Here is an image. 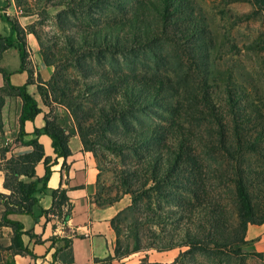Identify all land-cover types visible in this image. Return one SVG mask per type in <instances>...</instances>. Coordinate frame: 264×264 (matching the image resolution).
<instances>
[{"label":"trees","instance_id":"16d2710c","mask_svg":"<svg viewBox=\"0 0 264 264\" xmlns=\"http://www.w3.org/2000/svg\"><path fill=\"white\" fill-rule=\"evenodd\" d=\"M46 1L50 6H62L55 21L64 33L63 50L56 53L52 45H42L33 24L24 30L16 18L0 14V19L10 26L8 36L0 35V59L5 48L16 47L20 65L14 72L25 70V34L32 33L39 40L44 63L53 67L45 86L37 85L43 104L50 106L54 102L68 110L83 149L96 159L102 157L99 150L104 147L122 160L127 155V159L136 161L124 164L119 170L123 193L131 195V204L125 209L136 210L141 200L138 192L152 182L150 188L158 197L179 209L164 211L160 204L156 209L147 207V214H151L149 222L173 224L186 216L189 222L181 239L191 251L202 252L211 259L219 258L222 264L230 262V252L242 259L240 245L246 243L247 225L264 223V201L259 194L264 185V114L242 87L231 82V76L225 77L231 88L226 91L227 107L223 112L214 109L206 87L186 89L188 95L183 96L179 79L174 82L173 77L160 72L148 74L140 70L144 66L142 60H150L157 66L163 63L164 43L188 46L193 57L196 55L197 47L202 45L198 42L208 27L196 15L193 0ZM251 1L264 11V0ZM15 3L20 7L19 0ZM22 15L32 13L27 10ZM26 70L27 82L13 85L9 79L13 71L0 64L4 81L0 88V109L4 95L20 98L17 141L31 147L29 152L9 158H5L4 149L0 150L3 188L8 190V193L0 192L4 207L0 225L11 229L9 249L20 255L33 254L22 239L31 230H23V224L10 219V214L29 215L37 223L40 217L47 221L48 215L55 211L65 221L70 210L63 189L50 191L48 208L39 207L36 198L37 193L49 191L52 168L60 158L66 167L65 160L71 153L68 146L71 133L56 121L51 111L42 112L37 100L27 91L32 72ZM69 71L74 76H69ZM202 80L207 85V78ZM157 109L162 111L159 115L163 122L143 120L142 116L151 117ZM41 113L43 126L34 127L32 137L24 140L28 135L25 123L33 122ZM180 117L183 122L177 124L175 121ZM201 120L207 122V135L213 139L205 147L221 154L230 169L227 171L234 188L235 209L231 224L213 201L202 197V164L195 153L196 144L202 140L191 127V123L198 127ZM41 136L49 138L50 154H45ZM39 162L44 171L41 177L35 173ZM116 200L97 198L96 203L111 204ZM36 207L38 216L34 214ZM125 209L111 219L117 235L115 257L135 251H120L118 245L119 228L115 221ZM62 239L63 247H67L68 240ZM173 241V237L167 240L168 246H174Z\"/></svg>","mask_w":264,"mask_h":264},{"label":"rangeland","instance_id":"374dc122","mask_svg":"<svg viewBox=\"0 0 264 264\" xmlns=\"http://www.w3.org/2000/svg\"><path fill=\"white\" fill-rule=\"evenodd\" d=\"M19 2L22 14L27 10L32 13L34 20L31 24L42 45H52L56 53L63 50L64 33L55 21V15L62 6H50L46 0ZM193 3L196 15L203 18L208 27V32L198 42L202 45L197 47L196 55L193 57L188 46L164 43L161 50L164 55L163 63L157 66L150 60H142L144 66L140 70L148 74L153 71L160 72L173 77L174 82L179 79L183 96H187L190 89L206 87L214 109L223 112L227 107L224 101L226 91L230 90V84H226L225 77L231 76V82L242 87L249 100L264 114V11L258 10L251 0H193ZM68 74L74 76L71 71ZM205 78L207 85L202 80ZM157 110L151 117L142 116L143 120L149 122L154 119L163 122L159 115L162 111ZM165 115L169 116L167 113ZM178 119L175 121L177 124L183 122L182 117ZM201 121L198 127L193 123L191 127L202 140V143L196 144L195 152L201 158L202 164V197L208 202L213 201L231 224L235 220V209L234 188L228 179L229 167L221 154L208 151L205 147V144L209 147L213 139L207 135V122ZM99 151L102 157L96 159L93 156L99 171L96 197L100 200L116 198L123 210L131 204V195L123 193L119 170L124 164L130 165L136 161L127 159V155L122 160L104 147H100ZM143 179L141 177V180ZM152 185V182H148L138 192L141 200L136 210L125 209L115 221L119 228L120 251L135 250L122 257L114 256L115 264H222L219 258L211 259L202 252L191 251L184 243L181 236L186 223L189 222L186 216L175 220L173 224L149 222L151 214H147V207L156 209L160 204L164 211L179 209L176 204L160 199L150 188ZM259 194L264 201V185H261ZM3 209L0 202V223ZM53 215L61 219L58 211ZM1 227L0 225V264H63L68 259V249L62 250L59 244H54L57 239L53 240L54 251L51 254L47 255L43 246H38L37 253L32 252V255L15 254L9 249L12 234L8 229ZM170 236L176 243L174 246H168L167 240L172 238ZM116 239L115 233V245ZM34 243L41 245L43 242L36 237ZM240 249L242 259L230 252V262L227 264H264V243L258 239L246 240L245 244L240 245ZM225 257L223 255V261Z\"/></svg>","mask_w":264,"mask_h":264},{"label":"crops","instance_id":"0c3cea01","mask_svg":"<svg viewBox=\"0 0 264 264\" xmlns=\"http://www.w3.org/2000/svg\"><path fill=\"white\" fill-rule=\"evenodd\" d=\"M0 14H5L10 18H16L24 30L33 22L32 15H22L14 0H0ZM10 34V26L0 19V35L6 37ZM17 44V43H16ZM23 48L27 53L25 68L30 70L32 83L27 85V91L37 100L38 106L43 113L51 111L56 121L64 127L71 136L68 141L70 155L66 158V167L62 166V159L52 169L48 181L49 191L45 194L37 193L36 198L41 208H48L51 205L50 191L54 189L65 190V195L70 204V210L65 221L57 219L53 214H49V219L45 221L42 217L35 223L33 218L25 214H10L8 217L23 224V230H31L30 235L23 234L22 239L25 245L33 252L37 253V247H45V251L51 254L54 251V243L64 250L68 249V259L63 264H92L93 261H102L103 264H115L114 247L115 232L111 226V219L121 210L118 201L111 204L98 205L96 203L98 169L89 151H85L76 133L73 121L68 110L59 104L51 102L50 106L43 104L41 95L37 90V85L45 86L53 73V67L44 63L40 53L39 44L36 37L26 32ZM0 64L9 71L10 83L22 85L28 80L27 70L14 72L20 65L19 52L16 47H7L1 53ZM4 85L2 74L0 73V88ZM21 112V100L14 95H4V104L0 109V150L4 149L5 158L12 155H20L31 150L30 146L17 141L19 130V116ZM43 126L42 113L33 122L25 123V131L28 133L24 140L32 137L34 127ZM43 143L45 154H50V140L46 136L39 137ZM1 161V155H0ZM35 173L41 177L44 173L42 162L35 167ZM0 192L8 193L3 188V173L0 171ZM36 207L34 214L38 216ZM6 228L12 234L9 227ZM40 238L41 245L34 243V238ZM51 237L53 239L51 240ZM68 240V246L63 247V239ZM246 240H259L264 243V223L247 225L245 234Z\"/></svg>","mask_w":264,"mask_h":264},{"label":"built area","instance_id":"2783aa9c","mask_svg":"<svg viewBox=\"0 0 264 264\" xmlns=\"http://www.w3.org/2000/svg\"><path fill=\"white\" fill-rule=\"evenodd\" d=\"M92 264H103V262H102V261H99V260H97V261H93V262H92Z\"/></svg>","mask_w":264,"mask_h":264}]
</instances>
